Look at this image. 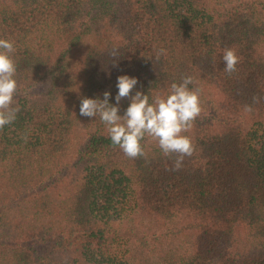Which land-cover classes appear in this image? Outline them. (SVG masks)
<instances>
[{
  "label": "trees",
  "instance_id": "obj_1",
  "mask_svg": "<svg viewBox=\"0 0 264 264\" xmlns=\"http://www.w3.org/2000/svg\"><path fill=\"white\" fill-rule=\"evenodd\" d=\"M0 38L15 42L20 108L0 130V228L20 231L0 261L264 264V0H0ZM124 74L133 95L184 76L201 89L181 170L147 138V160L126 157L80 115L83 97L116 104Z\"/></svg>",
  "mask_w": 264,
  "mask_h": 264
},
{
  "label": "clouds",
  "instance_id": "obj_2",
  "mask_svg": "<svg viewBox=\"0 0 264 264\" xmlns=\"http://www.w3.org/2000/svg\"><path fill=\"white\" fill-rule=\"evenodd\" d=\"M16 51L15 42L0 38V130L14 124L20 111L16 103L19 94L18 81L15 78L17 67L13 54ZM109 58L118 57L120 49L113 47L108 53ZM166 55L161 48L155 51L154 59L159 61ZM224 71L231 75L236 71L239 57L232 48L223 51ZM117 66V62H113ZM138 78L124 74L117 78L118 92L116 104L110 103L111 92L105 91L103 98H81L80 115L98 118L114 146H118L124 155L130 159L144 158L145 151L142 141L146 138L156 142L161 153L173 158L170 171L182 169L186 157H192L195 146L189 133L194 122L201 116V89L189 88L196 83L192 76H184L180 82L171 83L166 94H154L151 98L142 90L133 89ZM128 98L130 104L124 114H120V102ZM260 97H253V102H259ZM251 111V107H247Z\"/></svg>",
  "mask_w": 264,
  "mask_h": 264
},
{
  "label": "rangeland",
  "instance_id": "obj_3",
  "mask_svg": "<svg viewBox=\"0 0 264 264\" xmlns=\"http://www.w3.org/2000/svg\"><path fill=\"white\" fill-rule=\"evenodd\" d=\"M104 127H105V125H103ZM10 219H12V223H13V213L11 214V216H10ZM18 221H20V224H21V226H27V225H29L30 223H32V222H35V221H31V222H29V223H23V222H21V220L19 219ZM122 224H124V223H122ZM6 227V226H5ZM4 228V227H3ZM0 228V240L1 241H7L8 239H10L11 238V236H14V235H16V234H18L20 231H17V229H15L14 228V230H16V232H15V234H12L11 235V233H10V231H9V228ZM11 228V227H10ZM3 238H5V239H3ZM184 240H186V238L185 237H183V236H180V239L179 238H177V239H175V243H176V245L179 247V246H182L183 244H182V242H184ZM44 250L45 249H43V252H44ZM69 257V253L68 252H66L65 253V259L67 260V258ZM72 258V257H71ZM70 258V259H71ZM55 259H57L56 258V256H55ZM0 264H8L6 261H4V260H1L0 261Z\"/></svg>",
  "mask_w": 264,
  "mask_h": 264
}]
</instances>
